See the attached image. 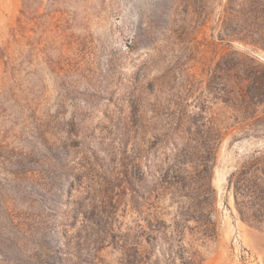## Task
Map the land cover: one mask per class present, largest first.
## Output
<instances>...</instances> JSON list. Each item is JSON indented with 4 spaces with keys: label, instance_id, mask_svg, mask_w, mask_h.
<instances>
[{
    "label": "rangeland",
    "instance_id": "374dc122",
    "mask_svg": "<svg viewBox=\"0 0 264 264\" xmlns=\"http://www.w3.org/2000/svg\"><path fill=\"white\" fill-rule=\"evenodd\" d=\"M179 118L222 135L216 232L164 190ZM263 157L264 0H0V264H264Z\"/></svg>",
    "mask_w": 264,
    "mask_h": 264
},
{
    "label": "trees",
    "instance_id": "16d2710c",
    "mask_svg": "<svg viewBox=\"0 0 264 264\" xmlns=\"http://www.w3.org/2000/svg\"><path fill=\"white\" fill-rule=\"evenodd\" d=\"M202 128L204 126L183 118L168 125L163 135L167 150L161 180L166 184V192L179 194L178 197L192 202V216L200 227L208 229L211 225L212 232H216L217 226L211 221L215 194L213 179L222 135L214 125ZM230 184L236 189L242 220L264 232V157L245 161L232 175ZM240 197H246V201L241 202ZM175 232L180 234L178 230ZM189 264H196V258L191 257Z\"/></svg>",
    "mask_w": 264,
    "mask_h": 264
}]
</instances>
